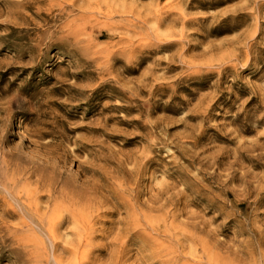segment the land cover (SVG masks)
I'll return each instance as SVG.
<instances>
[{
  "label": "rangeland",
  "instance_id": "1",
  "mask_svg": "<svg viewBox=\"0 0 264 264\" xmlns=\"http://www.w3.org/2000/svg\"><path fill=\"white\" fill-rule=\"evenodd\" d=\"M0 264H264V0H0Z\"/></svg>",
  "mask_w": 264,
  "mask_h": 264
},
{
  "label": "bare ground",
  "instance_id": "2",
  "mask_svg": "<svg viewBox=\"0 0 264 264\" xmlns=\"http://www.w3.org/2000/svg\"><path fill=\"white\" fill-rule=\"evenodd\" d=\"M49 177H50V176H49ZM75 202H76V201H75ZM72 204H73V203H72ZM10 205H11V204H10ZM24 205H25V204H24ZM55 205H56V204H55ZM57 206H58V205H57ZM59 206H60V205H59ZM60 207H61V206H60ZM60 207H59V208H60ZM6 209H7V208H6ZM57 209H58V208H57ZM77 210H78V209H77ZM13 211H14V210H13ZM56 211H57V210H56ZM14 212H15V211H14ZM5 213H6V212H5ZM8 214H9V213H8ZM8 214H7V215H8ZM58 219H59V218H58ZM58 221H59V220H58ZM60 223H62V221H61ZM50 224H51V223H50ZM54 226H55V225H54ZM55 228H56V227H55ZM47 231H48V230H47ZM48 234H49V233H48ZM78 240H79V239H78Z\"/></svg>",
  "mask_w": 264,
  "mask_h": 264
}]
</instances>
